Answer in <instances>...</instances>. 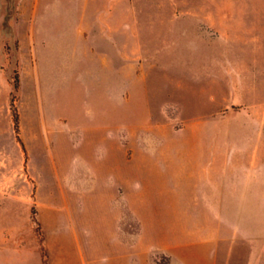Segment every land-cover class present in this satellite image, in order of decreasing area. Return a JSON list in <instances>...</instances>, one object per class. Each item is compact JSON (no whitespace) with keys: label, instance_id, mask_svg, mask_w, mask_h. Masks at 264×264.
Masks as SVG:
<instances>
[{"label":"rangeland","instance_id":"374dc122","mask_svg":"<svg viewBox=\"0 0 264 264\" xmlns=\"http://www.w3.org/2000/svg\"><path fill=\"white\" fill-rule=\"evenodd\" d=\"M0 264H264V0H0Z\"/></svg>","mask_w":264,"mask_h":264},{"label":"crops","instance_id":"0c3cea01","mask_svg":"<svg viewBox=\"0 0 264 264\" xmlns=\"http://www.w3.org/2000/svg\"><path fill=\"white\" fill-rule=\"evenodd\" d=\"M213 179H214V177H213ZM212 185H213V187L215 188V184L213 183Z\"/></svg>","mask_w":264,"mask_h":264}]
</instances>
